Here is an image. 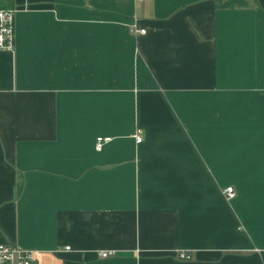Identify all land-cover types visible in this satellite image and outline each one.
<instances>
[{
  "label": "crops",
  "instance_id": "obj_1",
  "mask_svg": "<svg viewBox=\"0 0 264 264\" xmlns=\"http://www.w3.org/2000/svg\"><path fill=\"white\" fill-rule=\"evenodd\" d=\"M0 6L17 9L0 51V242L37 264H264V149L222 134L238 94L264 127V0Z\"/></svg>",
  "mask_w": 264,
  "mask_h": 264
},
{
  "label": "built area",
  "instance_id": "obj_2",
  "mask_svg": "<svg viewBox=\"0 0 264 264\" xmlns=\"http://www.w3.org/2000/svg\"><path fill=\"white\" fill-rule=\"evenodd\" d=\"M141 1V0H137ZM17 9L14 7L0 6V51L14 52L15 50V15ZM134 33H144V29H133ZM110 140V137H97L95 147L100 149L104 142ZM140 135H136V141L141 142ZM227 199L235 195L233 187L228 186L224 189ZM102 257H107V252L101 253ZM190 253L180 251L178 257L189 259ZM0 264H37V260L32 249H23L15 244L0 242Z\"/></svg>",
  "mask_w": 264,
  "mask_h": 264
},
{
  "label": "rangeland",
  "instance_id": "obj_3",
  "mask_svg": "<svg viewBox=\"0 0 264 264\" xmlns=\"http://www.w3.org/2000/svg\"><path fill=\"white\" fill-rule=\"evenodd\" d=\"M238 105H237V125L233 126H222V134L230 132L236 134L237 149L238 151H246L247 149L260 150L264 149V127L259 125H247V117H251V121L258 120L259 110L251 111L252 115H247V94H238ZM226 130V132H225ZM247 158H238V161L247 162ZM250 160H261V158H251Z\"/></svg>",
  "mask_w": 264,
  "mask_h": 264
}]
</instances>
